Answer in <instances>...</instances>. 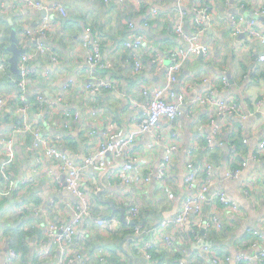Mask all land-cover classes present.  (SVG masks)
Instances as JSON below:
<instances>
[{"label": "crops", "instance_id": "0c3cea01", "mask_svg": "<svg viewBox=\"0 0 264 264\" xmlns=\"http://www.w3.org/2000/svg\"><path fill=\"white\" fill-rule=\"evenodd\" d=\"M41 1L50 6L59 1L67 9L68 16L65 19L59 11L52 12L58 26L51 32L48 43L60 61L52 63L47 56L35 58L31 65L35 73L30 78V84L37 87L50 102L60 101L61 106L50 109L46 105L44 112L33 105L30 116L34 122L43 126L47 135H64V150L83 164L107 140L103 130L110 122H116L117 127L109 139L121 141L135 127L136 122L148 113V98L142 95V90L159 87L166 79L164 70L157 69L147 60L148 56L158 53L167 57L170 51L187 50L186 42L173 32L178 18V0H143L142 3L140 0H110L109 3L105 0ZM202 4L210 8L208 29L202 37V44L210 52L207 57L191 56L183 66L176 89L185 94L186 99L183 102V114L178 121L174 124L163 122L158 139L145 136L137 139L131 147L130 155L138 160L136 171L139 182L136 186L121 183L116 176L125 160L124 157H116L114 153L106 156L103 170L84 171L85 183L96 198L95 216L120 218L119 213L113 214L111 206L98 198L103 183L106 187V192L102 193L103 201H114L117 207L126 210L128 201L134 199L143 212L142 220L149 217L152 226L155 222L157 224L158 221L174 217L186 196L185 154L194 150L199 169H204L206 165L212 166L214 190L236 201L244 214L238 216L227 213L220 202L214 206L207 205L205 214L215 212L221 215L224 224L231 228L232 236L228 240L221 239L222 248L217 250L208 232L201 230L195 236L185 227L183 230H171L175 247L167 249L163 244V234H159L156 237V249L159 253L162 251V254L158 255L161 257L155 259L153 264H210L214 256L222 258L225 264H237L236 257L240 252L255 255L264 250V243L258 248L250 247L255 239L250 230L264 231V154H259V144L264 141V61L260 60L264 55V45L258 38H250L245 32L235 33V21L240 17L245 19L242 25L244 28L249 19L257 21L258 29L264 27V20L261 19L264 17L256 15V11L263 8L264 0H187L184 8L187 11L188 27L194 9ZM153 8L158 10L157 14H153ZM42 18L43 12L28 6L25 0H0V20L7 19L18 30L19 42L22 41V30L38 27ZM129 18L135 21L137 30L146 35L149 45L144 52V69L139 73L135 72L133 57L129 56L121 44L126 38V21ZM86 27H91L101 39L103 60L109 65L108 70L99 71V74L117 80V91L103 90L97 96H91L84 88L85 83L92 81L84 62L85 52L79 43ZM4 28V22L0 21V36ZM4 75H0V97L6 98L7 102L0 110V162L7 157L9 148L2 141L13 134L18 104L15 85L8 82L9 78ZM224 76L228 77L230 86L222 82ZM212 92L218 98L243 103L246 119H241L240 115L222 117L210 106L194 105L193 101L198 97ZM66 108L79 116V120L73 122L68 130L64 128L63 113ZM215 126L220 130L215 136V144L209 147L207 137H213ZM171 130L178 132L181 150L171 165L168 179L161 183L156 175ZM92 131H96L94 135H91ZM69 134L73 135V139H68ZM233 143L239 148L237 156L240 155L234 165L230 159V146ZM32 145L33 138L30 135L16 139V161L12 171L15 187L22 189L20 196H27L26 201L34 209V217L19 214V204L14 203L16 200H6L0 196V264H5L9 248L19 251L15 246L17 239L5 231L7 227L18 229L17 234H23L26 242L23 241V245L29 249L28 259H21V252L16 264H31L35 244L48 243L45 230L40 224L50 221L67 223L71 219L67 204L74 201L75 197L65 190L64 185L54 183L58 175L57 168L40 151L36 152ZM215 152L222 157L221 160L213 157ZM257 154L259 158L255 160L253 157ZM244 161L248 163L239 177L228 176L233 166L241 168ZM31 174L38 177L34 183L31 181V185H27L26 180ZM147 176H151L150 182L145 181ZM3 189L0 176V191ZM77 229L80 235L88 236L90 248L84 252L81 244L75 245L73 256L81 255L82 251L83 256L89 258L88 264H96L100 256L106 252L109 254L105 246H110L113 238L100 229L95 221L86 220ZM9 240H12L11 244ZM131 241L127 250L131 249L133 253L124 255L121 263L148 264L134 250V244L140 243H135V239ZM165 252L177 253L179 259L167 255L164 257ZM160 258H163L162 262ZM109 261L116 264L115 260ZM252 264L262 263L254 260Z\"/></svg>", "mask_w": 264, "mask_h": 264}, {"label": "built area", "instance_id": "2783aa9c", "mask_svg": "<svg viewBox=\"0 0 264 264\" xmlns=\"http://www.w3.org/2000/svg\"><path fill=\"white\" fill-rule=\"evenodd\" d=\"M17 1L21 2L22 0ZM25 1L28 6L43 12V18L38 27H26L22 32V50H26V53H23L19 59V75L12 77L13 84L17 88L18 104L15 109L17 122L12 136L2 141V143L8 146L9 150L5 160L0 162V176L4 184V189L0 191V196L12 198L17 194L18 196L14 200L20 202V206H17L19 214L26 215L32 212L29 205L22 202V196H20L22 189L19 190L15 187L12 171L13 163L16 161V152L14 149L16 139L24 135L32 136V148L36 152L40 151L46 158L50 159L58 170V175L55 176L54 183L64 185L65 190L75 197L74 201L67 204L71 215L70 222L50 221L49 223L41 224V227L45 230L48 243L45 245L35 244L33 257L38 262H45L46 264H88L89 258L83 256L84 253L82 251H80L81 255L73 256L75 245L81 244L83 246L81 250H83L88 239V236L80 235L77 228L84 221L91 220L95 221L100 229L111 236L121 228L123 222L116 216L101 218L94 215V201L96 198L91 188L85 183L86 176L84 171L86 169L93 171L103 170L106 165V156L109 153H114L116 157H124L125 160L116 177L126 186H136V183L139 182L136 171L138 160L130 155L131 147L137 139L145 136L158 139L160 137L158 136L159 129L163 122L167 121L168 123L174 124L182 116L183 102L186 96L177 91L176 84L184 64L191 56L207 57L210 52L209 48L202 44V37L208 29L207 22L211 18L210 8L206 4L197 6L194 9L191 25L188 27V23L186 22L187 11L184 8L187 0H178V18L173 32L177 37L186 42L188 46L187 50L185 52L177 50L170 51L167 57H163L158 53H153L150 57L148 56L149 59L147 60L153 63L157 69L164 70L166 77L163 85L153 89L144 88L142 90V95L148 98V113L139 122H136L135 127L121 141L109 139V136L117 127L116 122H110L103 130V135L107 140L101 143L100 147L87 157L85 163L80 164L64 150L63 146L66 140L64 135H57L55 137L47 135L43 126L34 122L30 116V111L33 108L30 100V96H32L30 92V78L35 73L31 67L32 61L39 56H47L52 63H59L58 56L54 54L53 47L48 43L51 32L58 26L52 16V12L59 11L61 16L66 19L68 11L59 1L52 6L41 0ZM119 1L124 2L125 0ZM105 2L109 3L110 0H105ZM140 2L142 3L143 0H140ZM152 12L153 14H157L158 10L153 8ZM256 15L259 18H261L260 16L264 17V6L259 11H256ZM244 22L245 19L243 17L235 21L237 24L235 33L240 34L241 32H245L250 38H258L264 45V27L258 29L257 21L249 19L246 21L248 28H244L242 26ZM126 25L128 28V36L123 42V48L130 52L134 60L135 72L139 73L144 69V57L146 55L144 52L149 48V45L146 35L137 30L134 20L127 19ZM144 26H147V24ZM79 43L85 52L84 62L92 79L91 82H87L84 85L88 95L97 96L103 90L117 91V80L109 78L108 75L99 74V71L108 70L109 68L107 67L109 65L105 64L103 60V45L101 39L94 33L91 27L85 28L84 33L79 38ZM31 45L35 46L32 48V51H30ZM260 60L264 61V55L260 57ZM9 67L10 63L8 62L7 65L6 59L0 53V71H9ZM222 82L226 86H230L228 77L224 76ZM72 83L75 82L73 81ZM35 100L37 101L38 108L44 112H46V105H49L50 109L61 106L60 101L50 102L42 93L37 94ZM6 102V98L0 97V110L5 107ZM193 103L194 105L210 106L222 117L240 115L241 119H246L243 103L238 100L229 101L224 98H218L213 92L198 97ZM63 115L65 119L64 128L66 130L71 128L73 122L79 120L78 114L72 113L68 108L64 110ZM219 130L218 126H215L213 137H207L209 147L215 144V136ZM95 132L92 131L91 135H94ZM244 142H247V140L244 139ZM230 148L234 154L235 146L231 145ZM180 150V136L177 131L171 130L169 133V142L162 150V157L156 175V179L161 183L168 179L171 165ZM259 154H264V141L259 144ZM185 155L187 174L184 178V183L186 196L177 214L172 218L161 220L158 226L151 229V231H146V229L142 230L140 227H136L134 230V239H141L144 234H149L150 236L145 242L141 240L142 244H134V250L137 255L143 257L148 264H153L155 261L152 250L156 248V237L159 234H163L164 247L171 249L175 247L171 230H183L187 227L189 232L195 236H198L201 230L205 232L211 230L221 231L225 226L222 216L215 212L206 215L205 209L207 205L214 206L220 202L227 213L231 212L238 216L244 214L236 201L227 197L223 192L214 190L212 166L206 165L204 169H199L195 161L196 154L193 149L189 150ZM253 158L257 160L259 158L258 154ZM247 163L244 161L241 164V168L234 171L230 170L228 176L233 178L239 177L243 169L247 166ZM35 170L37 174L38 167ZM37 177V175L31 174L26 180L27 185H31V181L34 183ZM144 179L146 182H150L151 176H147ZM128 202L126 220L127 224H130L140 218L141 208L132 198ZM250 231L255 236L250 247L258 248L264 243V231L260 229H251ZM135 243L139 242L137 241ZM123 251L127 254L126 250ZM18 257L19 254L13 248H9L5 264H16ZM108 257L109 254L106 252L104 256L98 258L96 264H111L107 259ZM254 260L264 264V250L255 255L240 252L236 257L237 264H252ZM180 264L184 263L181 262ZM210 264L225 263L222 258L214 256Z\"/></svg>", "mask_w": 264, "mask_h": 264}, {"label": "trees", "instance_id": "16d2710c", "mask_svg": "<svg viewBox=\"0 0 264 264\" xmlns=\"http://www.w3.org/2000/svg\"><path fill=\"white\" fill-rule=\"evenodd\" d=\"M0 21L1 22H4V25H5V28H4L3 32L1 33V36H0V53L6 59V62H7V65H8V62H9V59H10V55L11 54H10V52L7 51V47L10 44V36H11L12 30L13 29H16V28L7 19L6 20L5 19L4 20L1 19ZM16 32H17V36H18V30L17 29H16ZM22 32H23V30H22ZM127 36H128V28H127V25H126V38L124 40L127 39ZM124 40L121 43L122 45H123ZM18 46H20V49H22V43H21V41L20 42L18 41ZM34 47H35L34 45H31L30 46V48H34ZM127 52L129 53V56H130V52L129 51H127ZM2 73H5L4 76H6V78L7 77L9 78L7 81L8 82H12V84H13V78L12 77L15 76V75L12 74L11 70L9 69V71L6 70L4 72H1L0 75H2ZM16 91H17V88H16ZM30 92L32 93V96H30V100H31L32 104L35 105V107H38L37 101L35 100V96L37 94L41 93V91H39L37 87L31 86V84H30ZM72 137H73V135L72 134H69L68 139H73ZM233 145L235 146V151H234L235 153L233 154V152H231L230 159H232L233 165H234L235 162H236V160L240 157V155L237 156L238 155V152H239V148H238L237 144H234L233 143ZM213 157H218L217 158L218 161L221 160V158H222L221 156H219L217 154V152L213 153ZM218 163H220V162H218ZM237 166H233L232 167L233 169H230V170L231 171H234V170L238 169ZM17 196L18 195L15 194L14 197L8 198V199L6 198V200H12V199L14 200V199L17 198ZM26 197L27 196H23L22 197V202L24 204L29 205V208L31 210H34L32 208V206H30V204L27 203L26 199H28V198H26ZM14 203H15V205L19 204V206H20V202L15 201ZM26 215L27 216H33V212L27 213ZM142 215H143V212L141 210L140 218L139 219H136L134 222H132L130 224L123 223L122 226H121V228H119L116 233H114L113 235H111V237L113 238V242L110 243V246H105V248H108L107 250L109 251V257H108L109 260H115L116 264H123V263H121V261L123 260L122 257L124 255H126L123 250H126L127 255H128V252L129 253L131 252V249L130 250L129 249L127 250V246H129V243L132 242L131 239H134V237H135L134 236V230H135L136 227H140L142 230H145L146 229V231H148V230L151 231V229L156 228L158 226L159 221H158L157 224H155L156 223L155 222L151 226L150 225L149 217L144 218V220H142ZM96 217H98V216H96ZM100 217L101 218H104V216H100ZM105 218H109V217H105ZM6 230H7L8 233L14 235V238L17 239L16 240V243H15V246L19 250V251H17L18 254L22 252L21 253V259L24 257L27 260L28 259V254H29V249H28L27 246L23 245V241H24V243H26L25 242V239H23V234L21 236V233H20V236H19V233L17 234V232H16L18 229H14L11 226L7 227L5 229V231ZM208 236L211 237L210 240L215 243L214 244L215 249L220 250L222 248V242H223V240H221V239H226L227 238V240H228L232 236V231H231V228H229V227H227L225 225L224 228L221 231H216V230L208 231ZM149 238H150L149 234H147V235L144 234L141 239L138 238V239H135V240L136 241L138 240L139 243L142 244L141 243V240H143L142 242H145ZM9 243L11 244L12 243V240H9ZM89 245H90V243L88 241H86V243L84 245V252L88 248H90ZM152 253H153L154 259L157 260L159 257H161V256H158V255H161L162 254V251L159 253L158 250L156 248H154L152 250ZM166 255L167 256H170V258L179 259V254H177V253H175V254H171V253H168V252L163 253V256L164 257H167ZM160 259H161V262H162L163 261V258H160ZM180 262H181V260H179V263ZM30 263L31 264H46L45 262H38L35 258H32L30 260Z\"/></svg>", "mask_w": 264, "mask_h": 264}, {"label": "water", "instance_id": "95a60500", "mask_svg": "<svg viewBox=\"0 0 264 264\" xmlns=\"http://www.w3.org/2000/svg\"><path fill=\"white\" fill-rule=\"evenodd\" d=\"M261 19L264 20L263 18H261ZM7 50L11 54L10 59H9L10 70H11L12 74H14L15 76H18L19 75V67H18L19 59L23 53H26V50H21L18 46V37H17L16 29L12 30V33L10 36V44L7 47ZM101 187H102V191L98 193V198L100 199V201L105 202L108 205H110L111 209L113 211V214L119 213L121 221L123 223H127L126 210L124 208L117 207L116 204L114 203V201H103L102 193L106 192V187L103 183H101ZM201 243H203V242H201ZM198 245H201V244L199 243Z\"/></svg>", "mask_w": 264, "mask_h": 264}, {"label": "rangeland", "instance_id": "374dc122", "mask_svg": "<svg viewBox=\"0 0 264 264\" xmlns=\"http://www.w3.org/2000/svg\"><path fill=\"white\" fill-rule=\"evenodd\" d=\"M11 22H12V20H11Z\"/></svg>", "mask_w": 264, "mask_h": 264}]
</instances>
